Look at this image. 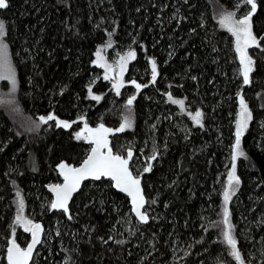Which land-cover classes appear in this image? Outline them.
I'll return each mask as SVG.
<instances>
[{
  "label": "trees",
  "instance_id": "obj_1",
  "mask_svg": "<svg viewBox=\"0 0 264 264\" xmlns=\"http://www.w3.org/2000/svg\"><path fill=\"white\" fill-rule=\"evenodd\" d=\"M8 3L0 20L17 85L8 105H0V264H7L13 237L20 245L31 237L15 222L21 198L23 212L46 230L32 264H238L223 243L222 224L233 163L240 184L228 203L230 222L246 264H264V0L252 16L261 48H250L256 67L248 85L235 38L220 23L229 12L242 17L244 0ZM106 45L136 51L119 94L95 63ZM133 80L147 87L137 90ZM2 85L9 93V83ZM241 95L252 119L241 137L245 156L233 161ZM196 111L202 126L189 115ZM49 114L71 122L84 114L90 125L109 128L132 120L110 133V146L123 155L131 149L135 173L158 153L142 175L147 223L107 179L85 183L68 212L51 210L48 186L61 182L58 165L81 164L91 140L75 138L80 121L71 128L41 124L38 117Z\"/></svg>",
  "mask_w": 264,
  "mask_h": 264
},
{
  "label": "snow or ice",
  "instance_id": "obj_2",
  "mask_svg": "<svg viewBox=\"0 0 264 264\" xmlns=\"http://www.w3.org/2000/svg\"><path fill=\"white\" fill-rule=\"evenodd\" d=\"M244 3L250 6V9L239 19L236 18L234 12L226 13L220 20L221 25L226 27L235 36V51L239 55V63L241 65L240 75L243 77V83L245 85L250 84V75L254 71L255 61L252 56L249 55L250 48H261L258 38L252 31V16L257 11V0H244ZM9 7L8 0H0V10L7 9ZM6 34L5 23L0 20V79H9L12 82L13 91L16 88L15 72L12 68L11 61L8 55V46L4 43V36ZM111 46V45H108ZM97 63H99L103 57L101 52L96 53ZM136 58V52L129 50L126 55L120 57V78L113 84L117 94H119L120 88L123 86V73L126 70L127 63L130 60ZM101 67L112 70L110 65L101 64ZM151 82L155 83L158 71L157 63L155 59L151 60ZM105 80L114 79L107 73L104 76ZM139 90L141 87H147V85H140L135 80L131 81ZM89 95L93 100L99 101L102 97L98 95H92L91 86L88 88ZM169 100L173 103L180 105L181 109L184 108V100L176 99L173 100L171 94L168 96ZM136 96L133 95L127 100V105L131 106L135 101ZM240 111L239 118L236 121V133H235V145L232 159L235 161L238 157L245 156V153L241 149V137L244 131L248 127L249 121L252 119V114L243 98L240 96ZM196 124L202 126L203 113L196 111L194 115L189 113ZM38 120L41 124H47L49 121H56V126L64 128H70L71 123L64 120H59L55 115L49 114L48 116H40ZM80 120H84V117H80ZM72 123H75L73 121ZM39 127V125H37ZM132 127V122L129 118H125L124 123L115 131H124L125 128ZM113 132V129L106 128L103 124H100L97 128H90L87 122H84V128L80 132L75 134L77 140L80 139H91L95 144L92 148L91 154L81 163L79 167L71 166L66 162H61L58 165L60 173L64 178L62 184L51 185V191L55 193V200L51 203L52 209H62L64 212H68V202L72 198L73 193L80 189L82 182L89 177L100 180L102 177H109L114 181V187L120 191L127 193L131 197L132 211L136 217L139 218L140 222L147 223L149 216L146 211H142L148 201L145 199L143 194V188L141 186L140 177L143 173L150 172L152 170V163L149 162L142 169L139 175H133L129 168V162L133 157L131 149L127 151V155L121 156L114 154L112 148L109 145L108 134ZM86 133V134H85ZM158 153H153L151 157L147 159L154 161L157 159ZM235 163L232 165V170L228 174V185L223 193L224 196V212L222 224L224 225L223 230V243H225L230 249V256L238 262V264H246L242 254L238 248V241L234 235V225L230 222V212L228 209V203L232 196L236 194L240 179L235 174ZM19 195V193H18ZM155 203V201H151ZM18 211L15 222L17 225H21L24 231L30 232L32 235V242L27 248H21L15 241L12 240L11 246L7 249V264H29L32 259L33 250L35 246L40 243V234L43 231L42 226L38 223H34L32 220L26 218L23 215L24 202L21 198L18 202ZM71 219V215L68 216ZM219 226V225H217ZM13 235H15V228H13ZM123 243V241H118Z\"/></svg>",
  "mask_w": 264,
  "mask_h": 264
},
{
  "label": "rangeland",
  "instance_id": "obj_3",
  "mask_svg": "<svg viewBox=\"0 0 264 264\" xmlns=\"http://www.w3.org/2000/svg\"><path fill=\"white\" fill-rule=\"evenodd\" d=\"M250 9V6H248V5H246L245 6V9H244V12L246 13L248 10ZM235 13V12H234ZM235 16H236V18L237 19H239V18H241L240 16H238L237 15V13H235ZM251 23H252V20H251ZM226 28V27H225ZM227 29V28H226ZM228 30V29H227ZM229 31V30H228ZM253 31V30H252ZM234 36V35H233ZM234 38H235V36H234ZM111 46H108V45H106V46H104V47H102L99 51L101 52V55H102V57H103V59L99 62V63H97L96 61H97V56H96V59H95V63L98 65H100L101 66V64H107V65H110L111 66V68H112V70L111 71H109L108 70V68H106V67H101L103 70H104V72L106 71V73L108 74V75H111L114 79H112V81H113V83H115L116 82V80H118L119 78H120V76H119V73H120V68H119V63H120V57L121 56H124V55H126L127 54V52L129 51V50H131V48H126V49H122V50H119V49H112L111 51L109 50V48H110ZM135 51V50H134ZM136 52V51H135ZM238 54V53H237ZM249 55H251L250 54V49H249ZM238 58H239V55H238ZM253 58V57H252ZM253 60L255 61V59L253 58ZM11 61V60H10ZM132 60H130V61H128V63H127V67H126V70L124 71V73H123V85H125L126 84V82H125V76H126V71H127V68H128V65L130 64V62H131ZM255 64H256V61H255ZM11 65H12V68H13V64H12V62H11ZM255 65H254V70H255ZM14 69V68H13ZM157 71H158V68H157ZM15 72V71H14ZM253 73V72H252ZM252 73H251V75H250V77L252 76ZM104 75V74H103ZM98 74L94 77V80L95 79H97L98 78ZM105 76V75H104ZM15 79H16V76H15ZM242 80H243V77H242ZM5 81H7V83H9V93H6L4 90H2V88H3V82H5ZM16 85H17V83H16ZM16 89V88H15ZM14 95V91H13V88H12V82H11V80H9V79H0V105H2V106H4V107H6L8 104V101L10 102L11 100L10 99H12V96ZM249 108V107H248ZM250 110V109H249ZM251 112V111H250ZM80 117H84V120H80ZM127 118H129V117H127ZM59 119V118H58ZM130 119V118H129ZM59 120H64V119H59ZM125 120V119H124ZM131 120V119H130ZM64 121H67V120H64ZM76 121H80L82 124H81V128L79 129V131L78 132H80L81 131V129H83L84 128V122L86 121L87 122V118H86V116L84 115V114H82V115H80L76 120H75V122ZM68 122H70L71 123V127L73 126V124L74 123H72L71 121H68ZM131 122H132V120H131ZM124 123V121L122 122V124ZM249 123H250V121H249ZM249 123H248V125H249ZM87 124H88V126L90 127V128H97L99 125H97V126H93V125H90L88 122H87ZM121 124V125H122ZM104 125V124H103ZM120 125V126H121ZM106 128H109V127H107L106 125H104ZM119 126V127H120ZM63 127V126H62ZM70 127V128H71ZM118 127V128H119ZM118 128H110V129H113V132H111L112 134L113 133H115V132H119V131H115L116 129H118ZM31 129H33V128H31ZM126 129V128H125ZM86 134V133H85ZM91 140V139H90ZM149 162H153V161H149ZM142 164V163H141ZM139 166V168H141L142 166L141 165H138ZM141 170V169H140ZM232 170V168L229 170V172ZM141 173V171H138V173L137 174H140ZM235 174H236V172H235ZM237 176V175H236ZM23 215L26 217V218H28V219H30V220H32L33 222H35V220L33 219V218H30L29 216H28V214L26 215L24 212H23ZM12 239H15V237H13ZM16 240V239H15ZM22 246H25V245H22Z\"/></svg>",
  "mask_w": 264,
  "mask_h": 264
},
{
  "label": "water",
  "instance_id": "obj_4",
  "mask_svg": "<svg viewBox=\"0 0 264 264\" xmlns=\"http://www.w3.org/2000/svg\"><path fill=\"white\" fill-rule=\"evenodd\" d=\"M244 85H245V84H244ZM109 136H110V133L108 134V141H109V145H110V137H109ZM93 147H95V144L91 141V149H90L88 155L86 156V158L91 154V150H92ZM110 147H111V146H110ZM112 151H113L114 154H118V155H121V156H125V157H126V155L116 153L113 149H112ZM86 158H85V159H86ZM85 159H84V160H85ZM84 160H83V161H84ZM132 160H133V157H132L131 161L129 162V168H130V170L132 171L133 175H139V174L135 173V172L132 170V168H131ZM83 161H82V162H83ZM69 165H71V164H69ZM80 165H81V164H79V165H77V166H75V165H71V166L79 167ZM59 175H60V177H61V182H60V183H52V184H50V185L48 186V190L50 191V193H51L52 196H53V201L55 200V193L51 191L50 186H51V185H56V184H62V183L64 182V178H63V176H62L61 173H60V169H59ZM102 179L111 180L109 177H102L100 180H102ZM140 179H141V186H142V188H143V194H144V196H145V199L148 201V198H147V195H146V192H145V189H144L143 176H141ZM100 180H95V179H93V178H91V177H89L88 179L84 180V181L82 182L81 186H80V189H79L77 192L73 193L72 198L69 200V202H68V210H69V208H70V205H71V203H72L74 197H75V196L81 191V189L83 188V186H84L85 183H87V182H97V181H100ZM111 181H112V180H111ZM112 182L114 183V181H112ZM118 190H119V189H118ZM121 192H122V191H121ZM122 193H124V192H122ZM124 194H125L126 196H128L127 193H124ZM128 198L130 199V202H131V197L128 196ZM53 201H52V202H53ZM147 205H148V203L145 205V208L142 209V211H146ZM131 206H132V204H131ZM51 210H52V211H63L62 209H52V208H51ZM63 212H64V211H63ZM133 214L135 215L134 212H133ZM135 216H136V215H135ZM136 218L139 220L138 217H136ZM34 223H38V224H40V225L42 226L43 231H42L41 234H40V243H38V244L35 246V248H34V250H33L32 259L29 261V264H32V263H33V261H34L36 255H37V253H38L40 247L42 246V244H43V242H44L45 232H46V230H45V226L43 225L42 222H40V221H35ZM29 233H30V232H29ZM30 235H31V233H30ZM15 241H16V240H15ZM11 242H12V240H10V242H9V244H8V247L11 246ZM31 242H32V235H31V237H30V240L28 241V243H27L25 246L20 245V244L16 241V243H17L21 248H27V246H28ZM8 247H7V249H8ZM6 260H7V253H6Z\"/></svg>",
  "mask_w": 264,
  "mask_h": 264
}]
</instances>
